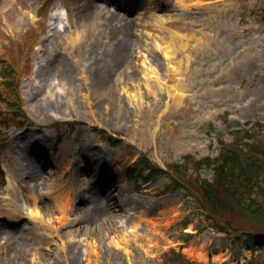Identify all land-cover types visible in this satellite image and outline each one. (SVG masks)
I'll list each match as a JSON object with an SVG mask.
<instances>
[{"label": "rangeland", "instance_id": "374dc122", "mask_svg": "<svg viewBox=\"0 0 264 264\" xmlns=\"http://www.w3.org/2000/svg\"><path fill=\"white\" fill-rule=\"evenodd\" d=\"M263 20L264 0H0V60L19 67L31 118L3 126L0 264L264 258V234L218 232L193 189L134 167L214 156L230 122L264 121ZM73 180L87 188L66 220ZM89 202L109 212L90 215ZM112 214L124 223L110 231Z\"/></svg>", "mask_w": 264, "mask_h": 264}, {"label": "trees", "instance_id": "16d2710c", "mask_svg": "<svg viewBox=\"0 0 264 264\" xmlns=\"http://www.w3.org/2000/svg\"><path fill=\"white\" fill-rule=\"evenodd\" d=\"M10 93L17 98L16 91V96L12 89ZM261 125L262 122L256 121L249 127L231 130L230 143L218 139L216 156L193 159L186 155L182 163L171 164L173 173L154 167L148 177L164 174L168 179L166 189L171 192L193 189L212 228L231 232L239 239L246 236L254 243L255 237L264 234V138L257 134ZM146 166L141 164V168ZM197 168L206 169L212 179L191 176L190 172L197 173ZM166 254L163 264H196L174 249ZM221 264H264V258L253 255L243 262Z\"/></svg>", "mask_w": 264, "mask_h": 264}, {"label": "bare ground", "instance_id": "6f19581e", "mask_svg": "<svg viewBox=\"0 0 264 264\" xmlns=\"http://www.w3.org/2000/svg\"><path fill=\"white\" fill-rule=\"evenodd\" d=\"M87 16H88V18L91 20V19H97V18H99L101 15H100V11L98 12V11H88V13H87ZM56 17H58V16H56ZM67 68V67H66ZM66 68H65V66L62 68V69H64V70H66ZM68 74V73H67ZM95 83H98L99 84V82L97 81V82H95ZM29 171H31V170H29ZM78 171H80V169H78L76 172H78ZM73 175V179L74 180H77L78 178L75 176L76 175V173H74V174H72ZM72 181V183H71V185H72V193H71V195H70V192H66L65 194H63L64 196H65V198H66V200L63 202V205L61 206V208H63V210H61V213H63V215H65V216H63L62 218H65L66 220L68 219V217L66 216L70 211H71V209H72V207H73V203H74V201H73V196H72V194H74V193H79V192H81V191H85L86 190V188H87V186H86V183H84V184H82L81 182H82V180L80 181H78V182H76V181ZM82 184V186L80 187V189H76L75 187H76V185L77 184ZM80 184V185H81ZM76 189V190H75ZM108 197H109V195H104L101 199H100V201L102 202V201H104L105 202V205L106 206H108V209H109V207L111 208V207H115V201L112 203V201L110 200V202L108 201ZM91 204L92 203H88L87 205H86V212H89V213H91L90 215H92V212H94L93 213V215H95L97 212H100V211H102V213H104V211H105V213H108L109 212V210H107V209H104L103 207L104 206H102V207H99V209L97 208V207H95V206H91ZM115 214H112V216L110 215V216H108V218H111V220H110V223H109V230L110 231H113L114 229H115V227L117 226V224L118 223H121V225L124 223V221H122V220H117V218H115V216H114ZM102 220L103 221H105L106 220V216H105V218L103 217L102 218ZM65 221H61V223L63 224ZM100 223V222H99ZM106 224V223H105ZM7 240V239H6ZM5 240V246H7L8 248L9 247H13V246H15L16 244H17V242H16V240L14 241V244L13 243H11V242H9V241H6ZM6 260H8V258L6 259Z\"/></svg>", "mask_w": 264, "mask_h": 264}]
</instances>
